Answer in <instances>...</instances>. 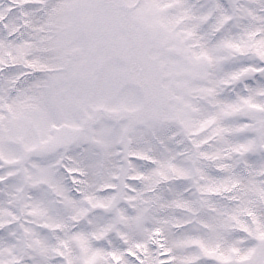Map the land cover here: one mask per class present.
Returning <instances> with one entry per match:
<instances>
[{
  "label": "snow or ice",
  "instance_id": "6c2138e0",
  "mask_svg": "<svg viewBox=\"0 0 264 264\" xmlns=\"http://www.w3.org/2000/svg\"><path fill=\"white\" fill-rule=\"evenodd\" d=\"M0 264H264V0H0Z\"/></svg>",
  "mask_w": 264,
  "mask_h": 264
}]
</instances>
